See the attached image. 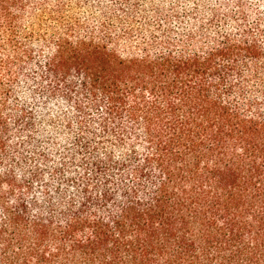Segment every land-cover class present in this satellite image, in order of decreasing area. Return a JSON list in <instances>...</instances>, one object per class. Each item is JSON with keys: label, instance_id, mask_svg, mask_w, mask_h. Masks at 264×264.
I'll list each match as a JSON object with an SVG mask.
<instances>
[{"label": "trees", "instance_id": "trees-1", "mask_svg": "<svg viewBox=\"0 0 264 264\" xmlns=\"http://www.w3.org/2000/svg\"><path fill=\"white\" fill-rule=\"evenodd\" d=\"M0 264H264V0H0Z\"/></svg>", "mask_w": 264, "mask_h": 264}]
</instances>
